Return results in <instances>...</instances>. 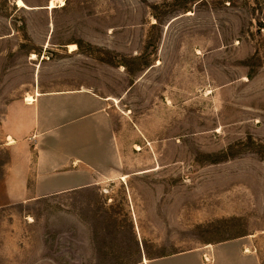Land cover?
I'll use <instances>...</instances> for the list:
<instances>
[{
  "label": "rangeland",
  "instance_id": "obj_1",
  "mask_svg": "<svg viewBox=\"0 0 264 264\" xmlns=\"http://www.w3.org/2000/svg\"><path fill=\"white\" fill-rule=\"evenodd\" d=\"M23 1L0 0V264H152L241 238L264 264V0ZM76 89L110 98L117 176L6 205L8 105Z\"/></svg>",
  "mask_w": 264,
  "mask_h": 264
},
{
  "label": "crops",
  "instance_id": "obj_2",
  "mask_svg": "<svg viewBox=\"0 0 264 264\" xmlns=\"http://www.w3.org/2000/svg\"><path fill=\"white\" fill-rule=\"evenodd\" d=\"M110 98L91 90L38 93L7 107L4 147L10 163L6 205L96 187L121 167ZM249 238L159 259L152 264H262ZM211 254L213 263L204 261ZM147 264H150L149 261Z\"/></svg>",
  "mask_w": 264,
  "mask_h": 264
},
{
  "label": "bare ground",
  "instance_id": "obj_3",
  "mask_svg": "<svg viewBox=\"0 0 264 264\" xmlns=\"http://www.w3.org/2000/svg\"><path fill=\"white\" fill-rule=\"evenodd\" d=\"M62 4V7L66 5V0H61L60 2ZM58 0H52L49 6L50 10H54L58 7ZM17 5L19 8H26L29 9V7L26 5V3L23 0H17ZM71 49H75V46H72ZM27 101L29 102H34V97L29 96V98L27 99ZM148 261L145 260V263H147Z\"/></svg>",
  "mask_w": 264,
  "mask_h": 264
},
{
  "label": "water",
  "instance_id": "obj_4",
  "mask_svg": "<svg viewBox=\"0 0 264 264\" xmlns=\"http://www.w3.org/2000/svg\"><path fill=\"white\" fill-rule=\"evenodd\" d=\"M37 9H39V8H31V10H37Z\"/></svg>",
  "mask_w": 264,
  "mask_h": 264
}]
</instances>
